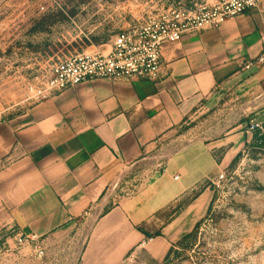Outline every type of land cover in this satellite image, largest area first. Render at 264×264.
<instances>
[{
  "label": "crops",
  "instance_id": "obj_1",
  "mask_svg": "<svg viewBox=\"0 0 264 264\" xmlns=\"http://www.w3.org/2000/svg\"><path fill=\"white\" fill-rule=\"evenodd\" d=\"M263 30L264 2L165 45L158 80L85 81L3 115L0 248L13 250L17 233L45 246L90 224L81 264H126L130 255L159 264L205 216L211 185L253 139L245 120L221 119L212 127L226 125L219 135L174 148L198 115L264 113V66L243 69L263 52ZM121 173L133 177L128 192L107 193Z\"/></svg>",
  "mask_w": 264,
  "mask_h": 264
},
{
  "label": "rangeland",
  "instance_id": "obj_2",
  "mask_svg": "<svg viewBox=\"0 0 264 264\" xmlns=\"http://www.w3.org/2000/svg\"><path fill=\"white\" fill-rule=\"evenodd\" d=\"M218 1L0 0V112L17 114L42 101L39 96L56 63L84 52H109L113 40L135 26L162 20L173 11L182 18L198 15ZM263 114L227 108L220 114L198 115L174 148L202 132L206 135L221 119L227 124L256 119L264 125ZM225 127L213 129L207 137L219 135ZM252 135L224 180L211 185L212 202L192 230L194 237L171 247L159 264H264V132ZM130 180L133 177L121 173L107 193L124 195L129 188L125 182ZM90 227L78 224L63 232L45 244L42 259L30 247L0 248V264H81ZM137 261L136 255H130L126 264Z\"/></svg>",
  "mask_w": 264,
  "mask_h": 264
},
{
  "label": "built area",
  "instance_id": "obj_3",
  "mask_svg": "<svg viewBox=\"0 0 264 264\" xmlns=\"http://www.w3.org/2000/svg\"><path fill=\"white\" fill-rule=\"evenodd\" d=\"M263 2L264 0H219L212 7H203L198 15L182 18L173 11L171 16L162 20H152L135 26L119 34L113 40L109 52H84L56 63L51 68L45 90L39 98L47 99L58 92L95 79L158 80L161 77L162 50L165 45L179 42L185 34L218 28L229 19L259 8ZM260 38L263 52L258 58L247 61L243 66L244 70L264 66V30ZM2 117L3 112H0V120ZM258 131L264 132L263 122L251 119L248 132ZM224 178L225 174H222L216 182H221ZM14 238V250L33 245L37 258L42 259L45 256V247L38 236L17 233ZM152 240L148 239L142 245Z\"/></svg>",
  "mask_w": 264,
  "mask_h": 264
},
{
  "label": "trees",
  "instance_id": "obj_4",
  "mask_svg": "<svg viewBox=\"0 0 264 264\" xmlns=\"http://www.w3.org/2000/svg\"><path fill=\"white\" fill-rule=\"evenodd\" d=\"M263 139H264V136H263ZM240 156V155H239ZM238 156V157H239ZM237 157V158H238ZM197 228V227H196ZM195 231V230H194ZM194 231H192V232H190V233H188L187 235H185L177 244L179 245V246H182V245H184V243H186L188 240H190V239H192L193 237H194V234H195V232ZM176 245V244H175ZM173 248H175V247H173Z\"/></svg>",
  "mask_w": 264,
  "mask_h": 264
}]
</instances>
